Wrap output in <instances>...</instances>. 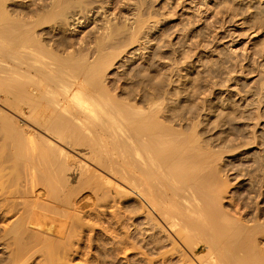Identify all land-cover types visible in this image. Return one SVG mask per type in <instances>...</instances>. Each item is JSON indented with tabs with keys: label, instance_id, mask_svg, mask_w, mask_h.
<instances>
[{
	"label": "bare ground",
	"instance_id": "bare-ground-1",
	"mask_svg": "<svg viewBox=\"0 0 264 264\" xmlns=\"http://www.w3.org/2000/svg\"><path fill=\"white\" fill-rule=\"evenodd\" d=\"M12 1L0 0V105L20 120L0 107V144L6 147L0 146V219L9 213L17 215L6 226L3 238L16 248L18 259L25 246L47 248L51 261L73 248L69 246L80 230L78 213L83 209L84 196L78 193L103 190L94 173L90 175L92 168L81 167L85 171L78 175L77 186L69 184L73 180L70 161L75 159L69 149L85 146L88 157L121 178L198 264H264L255 243L261 231L250 233L252 227L243 218L248 213L241 210L246 204L250 208L245 198L251 197L239 194L235 203L225 200L230 179L220 176L227 169L219 162L220 156L214 155L196 130L185 135L174 129L170 109L155 101L156 94L147 110L138 104L143 90L135 101L134 95L117 100L122 91L112 93L113 86L105 79L113 56L105 54L95 58L100 62H89L94 50L105 47L103 40L113 37V29L102 41L95 39L96 49L90 52L84 50L86 40L76 47L74 38L57 40L49 33L50 23L63 32L66 20L80 23L79 14L67 10L81 9L88 0L35 2L36 10H22L21 5L17 10ZM68 46L73 50H67ZM255 190L254 185L248 188L249 194ZM150 215L147 223L157 230L160 226Z\"/></svg>",
	"mask_w": 264,
	"mask_h": 264
},
{
	"label": "rangeland",
	"instance_id": "rangeland-1",
	"mask_svg": "<svg viewBox=\"0 0 264 264\" xmlns=\"http://www.w3.org/2000/svg\"><path fill=\"white\" fill-rule=\"evenodd\" d=\"M35 2L40 5L50 0H13L12 4L14 8L21 5L22 10H36ZM85 6L84 3L81 9L67 10L77 12L81 22L66 20V32L51 28L55 23L46 25L51 26L48 31L53 39L71 42L68 38H74L78 47L85 40V44L95 43V39L102 41L113 29V37L103 40L105 47L91 51L89 62H100L95 58L105 54L113 56L105 79L107 85L113 86L112 93L122 91V97L116 95L117 100L126 101L123 97L134 95L135 101L143 90L138 104L147 110L156 94L155 101L170 109L174 129L185 135L196 130L214 155L220 156L219 162L227 168L220 176L230 179L225 200L235 203L239 194L252 198H245L250 208L246 204L241 210L248 213V218H243L252 227L250 233L261 231L255 243L264 257V0H88ZM83 15L87 17L81 18ZM94 43L86 44L88 48L84 50L90 52L96 47ZM0 107L18 117L12 110ZM69 151L75 157L71 165L76 164L72 165L70 186H77L81 172L92 168L90 175H96L93 178L99 179L98 185L109 196L99 189L96 194L78 193L84 196L83 209L78 213L80 230L72 237L71 251H61L52 261L47 248L26 246L22 259H18L16 248L7 243L8 239L5 241L4 234L17 215L9 213L2 217L0 264H189L190 260L192 264L199 263L171 230L158 223L155 215L151 216V208H144L140 197L121 178L88 157L85 146ZM250 185L257 188L251 194ZM148 215L159 224L157 230L150 229Z\"/></svg>",
	"mask_w": 264,
	"mask_h": 264
}]
</instances>
